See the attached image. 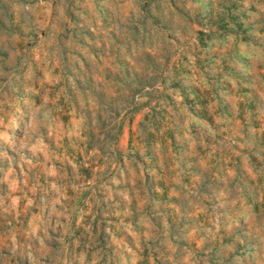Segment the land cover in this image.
<instances>
[{"label": "rangeland", "instance_id": "rangeland-1", "mask_svg": "<svg viewBox=\"0 0 264 264\" xmlns=\"http://www.w3.org/2000/svg\"><path fill=\"white\" fill-rule=\"evenodd\" d=\"M28 2L0 0V98L56 78L61 123L87 125L66 153L80 166L67 234L43 264H79L109 231L135 247L118 228L131 217L153 229L139 264H193L176 255L193 249L199 264H264V0H49L47 16ZM40 216L0 215V264H30Z\"/></svg>", "mask_w": 264, "mask_h": 264}, {"label": "clouds", "instance_id": "clouds-1", "mask_svg": "<svg viewBox=\"0 0 264 264\" xmlns=\"http://www.w3.org/2000/svg\"><path fill=\"white\" fill-rule=\"evenodd\" d=\"M249 2L244 0L245 8H248ZM115 4L119 7L120 0H115ZM24 7L31 13L47 16L51 4L49 0H37L36 3L29 0ZM261 12H264V8H261ZM47 62L45 59L44 63ZM58 83L56 78H46L39 90H14L12 97L5 95L0 98V160L8 162L7 167H0V215H18L22 203L28 208L35 207L37 203L41 206L40 223H33L28 229V237L36 242V247L23 250L30 264H43L46 257L41 253L48 246L56 243L63 245L67 234L64 220L71 215L65 203L68 200L67 192L68 188L76 191L79 181L76 173L80 166L66 153L68 150L75 153L79 144L85 142L87 125L83 118L70 125L61 123L59 104L46 90L48 86ZM115 148L113 146V152ZM132 156L135 158V153ZM110 163V160L106 161V165ZM124 164H128L127 159ZM113 168L121 176L124 175L116 165ZM111 183L119 186L121 180L112 177ZM123 195L127 201L128 195ZM83 214H80L81 219ZM131 219L132 223L127 226L122 220L118 228L123 230V235L132 237L136 242L135 247L126 245L109 231L108 236L113 239L109 241L106 238L107 248L94 244L90 251L79 253L73 259L79 264H85V260H88V264H139L142 242L152 238L153 229L147 224H140L137 228L134 226L137 223L135 217ZM196 235L192 234L193 237ZM10 247L13 252L19 248L14 235L10 237ZM53 254L54 249L48 253ZM176 255L199 264V253L195 249Z\"/></svg>", "mask_w": 264, "mask_h": 264}]
</instances>
